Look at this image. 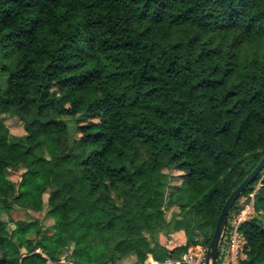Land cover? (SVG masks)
I'll use <instances>...</instances> for the list:
<instances>
[{"label": "trees", "instance_id": "1", "mask_svg": "<svg viewBox=\"0 0 264 264\" xmlns=\"http://www.w3.org/2000/svg\"><path fill=\"white\" fill-rule=\"evenodd\" d=\"M0 56V215L14 226L0 219V264H146L210 247L264 158V0H0ZM6 116L26 135L11 138ZM261 180L241 264H264V171L241 198ZM46 193L50 229L12 220L42 213ZM176 207L186 224L172 229ZM180 231L173 250L157 242Z\"/></svg>", "mask_w": 264, "mask_h": 264}, {"label": "built area", "instance_id": "2", "mask_svg": "<svg viewBox=\"0 0 264 264\" xmlns=\"http://www.w3.org/2000/svg\"><path fill=\"white\" fill-rule=\"evenodd\" d=\"M259 186H262V180L259 182ZM257 192L258 190H255L251 195V200L243 210L237 213H230L223 232L216 264H241V261L246 258L248 243L241 232V226L256 215L255 195ZM208 251L209 248L203 245L192 246L179 260L167 259L162 262H154L153 264H206Z\"/></svg>", "mask_w": 264, "mask_h": 264}, {"label": "rangeland", "instance_id": "3", "mask_svg": "<svg viewBox=\"0 0 264 264\" xmlns=\"http://www.w3.org/2000/svg\"><path fill=\"white\" fill-rule=\"evenodd\" d=\"M0 61H5L3 57L0 56ZM67 123L69 124V128H70V133H72L74 136H76V123L74 119L71 118H64ZM5 124L9 129V133H10V137L11 138H20L26 135L25 132V128H24V123L18 118V117H10V116H6L4 118ZM24 173V169H18V170H8L7 171V175L8 177L14 181V182H20L21 181V177L22 174ZM179 185V174L177 173H173L172 174V183L171 186L169 188V192L174 191L175 187H177ZM262 186H259V183L255 186L254 192L255 190H260ZM260 188V189H259ZM47 200H48V193H46L44 195V211L42 213H32V212H27V211H23L20 209H16L12 212L11 216H12V220L13 221H17V220H25V221H32L34 219H39L42 224L43 227L45 229H50L54 222L52 219L48 218L46 216V210H47ZM248 200L245 198H241L239 203L237 204V208H236V212H239L241 210H243L246 205L248 204ZM257 214V213H256ZM254 217H261L258 214L255 215ZM0 219L3 223H5L6 225H8V228L10 230H12L14 228L13 224L10 222L11 220H9L10 218L6 217L4 214L0 215ZM167 219H169V221L171 222V228L175 229L176 225L178 223L180 224H186V221L182 218V216L180 215V210L178 207L170 209H167ZM261 219V218H260ZM262 220V219H261ZM203 237H200V240ZM202 246V245H201ZM204 246V245H203ZM50 264H71L70 261L66 260L65 258V254L59 258V260L57 262L54 263H50ZM129 264H135V262H131Z\"/></svg>", "mask_w": 264, "mask_h": 264}, {"label": "water", "instance_id": "4", "mask_svg": "<svg viewBox=\"0 0 264 264\" xmlns=\"http://www.w3.org/2000/svg\"><path fill=\"white\" fill-rule=\"evenodd\" d=\"M264 171V158L258 164V166L250 173L244 181L232 192L230 197L227 199L224 208L221 211V214L217 220L215 231L210 243L208 251V261L206 264H216L217 258L219 256L222 236L225 230L228 217L232 212V209L235 203L242 197L244 191L252 185L255 180L261 175Z\"/></svg>", "mask_w": 264, "mask_h": 264}, {"label": "crops", "instance_id": "5", "mask_svg": "<svg viewBox=\"0 0 264 264\" xmlns=\"http://www.w3.org/2000/svg\"><path fill=\"white\" fill-rule=\"evenodd\" d=\"M156 238H157V242L161 246L169 250H173L178 245H182L186 242V234L184 231L172 232L169 234L167 232H162L159 233ZM154 262H159V261L155 260L153 256L150 255L148 260L146 261V264H153Z\"/></svg>", "mask_w": 264, "mask_h": 264}]
</instances>
